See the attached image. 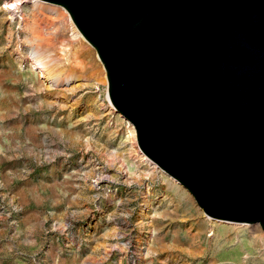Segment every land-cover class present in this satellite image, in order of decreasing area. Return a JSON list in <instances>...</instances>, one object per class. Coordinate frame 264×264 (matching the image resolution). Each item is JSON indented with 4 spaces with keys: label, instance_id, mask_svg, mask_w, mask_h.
Listing matches in <instances>:
<instances>
[{
    "label": "rangeland",
    "instance_id": "rangeland-1",
    "mask_svg": "<svg viewBox=\"0 0 264 264\" xmlns=\"http://www.w3.org/2000/svg\"><path fill=\"white\" fill-rule=\"evenodd\" d=\"M13 2L0 0V264H264L258 223L206 217L137 150L107 102L106 77L93 88L80 74L59 97L37 85L24 3L15 19L3 12ZM43 24L38 34L65 53L93 51ZM57 64L64 74L67 62Z\"/></svg>",
    "mask_w": 264,
    "mask_h": 264
},
{
    "label": "water",
    "instance_id": "water-1",
    "mask_svg": "<svg viewBox=\"0 0 264 264\" xmlns=\"http://www.w3.org/2000/svg\"><path fill=\"white\" fill-rule=\"evenodd\" d=\"M95 49L136 148L203 215L264 233V0H41Z\"/></svg>",
    "mask_w": 264,
    "mask_h": 264
},
{
    "label": "bare ground",
    "instance_id": "bare-ground-1",
    "mask_svg": "<svg viewBox=\"0 0 264 264\" xmlns=\"http://www.w3.org/2000/svg\"><path fill=\"white\" fill-rule=\"evenodd\" d=\"M19 2L24 3L23 6L24 14L22 8L21 21L23 20L22 25L24 26V28L28 33V35H26L23 39L25 46L28 49V53H27L28 58L25 60L26 67L32 73L31 76L33 78L41 79L40 81L37 82L38 86L43 87L45 90L54 91L55 95L59 97L61 95L63 96L65 92H69V91L71 92L75 84L70 83V80L76 79L78 76H80V74H83L86 77V79L89 81V84L93 88L101 77L105 79V71L101 61L96 55L95 49L81 36V34L78 32L74 24L71 22L69 15L65 9H63L61 6L47 3L41 0H19ZM18 9H19L18 5L15 2H13L10 4H6L3 7V12L8 16L7 17L8 19L12 20L15 19ZM40 23H44L43 25H46L45 27H47V29H50V32L53 33L52 36L55 34L57 35V37L58 36L62 37V39H65L68 42L70 41L74 45L77 43H79L80 45V43L83 42L87 46L93 48V51L88 50L85 57L83 58L77 56L72 52L65 53L62 46L58 47V44H56L57 45L56 46L54 43L50 41L49 36L46 37V35L45 36L40 35L41 33L38 34L40 29L38 31L37 28ZM61 57H63L64 60L67 62V69L64 72V74L62 70L60 71V68H58L59 64H57L58 59H60ZM104 79H102L103 81L101 82H104ZM106 99L107 102L109 103L107 96ZM109 106L113 108L110 103ZM118 117L122 118L119 115ZM123 120L128 128L127 137L129 136L130 138L134 139L135 132L132 124L126 119ZM122 174L124 176L128 174L126 169L122 170ZM125 177L129 178L127 175ZM220 221L222 220H217V222ZM223 222H227V221H223ZM227 223L236 224L235 222H227ZM252 230L256 231L257 229L252 227Z\"/></svg>",
    "mask_w": 264,
    "mask_h": 264
},
{
    "label": "built area",
    "instance_id": "built-area-1",
    "mask_svg": "<svg viewBox=\"0 0 264 264\" xmlns=\"http://www.w3.org/2000/svg\"><path fill=\"white\" fill-rule=\"evenodd\" d=\"M20 3H17V5H19Z\"/></svg>",
    "mask_w": 264,
    "mask_h": 264
}]
</instances>
